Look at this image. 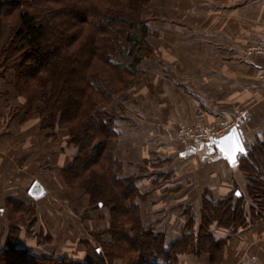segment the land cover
I'll list each match as a JSON object with an SVG mask.
<instances>
[{
	"label": "crops",
	"instance_id": "obj_1",
	"mask_svg": "<svg viewBox=\"0 0 264 264\" xmlns=\"http://www.w3.org/2000/svg\"><path fill=\"white\" fill-rule=\"evenodd\" d=\"M170 1L165 0L169 6ZM176 8L181 14L176 18L155 19L153 54L142 61L141 84L126 91V108L133 104L127 123L117 124L115 157L124 176L136 177L143 224L164 238L166 251L177 248L170 258L149 264H264V209L257 211L247 195L254 178L241 169L242 157L231 164L214 141L171 139L180 124L215 129L227 124L237 127L245 156L264 143L258 79L264 57L245 59L248 45L264 35V0H180ZM12 83V73L0 69V213H7L8 200L33 198L27 188L37 180L44 195L33 198L35 223L50 238L44 245L20 242L21 236L18 244L42 256L95 261L93 249L110 238V212L59 191L66 188L61 169L76 148L65 131L42 129L39 115ZM232 193L234 204L242 201L243 220L237 226L205 222L204 215ZM185 245L187 252L178 250ZM100 262L94 264H135L124 258Z\"/></svg>",
	"mask_w": 264,
	"mask_h": 264
},
{
	"label": "trees",
	"instance_id": "obj_2",
	"mask_svg": "<svg viewBox=\"0 0 264 264\" xmlns=\"http://www.w3.org/2000/svg\"><path fill=\"white\" fill-rule=\"evenodd\" d=\"M151 1L0 0V45L4 21L17 17L8 42L0 47V68L13 70V87L26 96L42 129L61 126L68 131L76 154L62 177L86 190L93 205L110 212V238L102 241L105 257L135 264L170 258L177 248L172 245L166 251L164 238L144 226L139 212L143 195L135 178L122 175V164L114 156L119 136L115 116L98 106L128 90L142 61L151 56L150 29L143 16ZM240 167L253 178L264 174V143L254 145L241 158ZM228 201L210 209L204 221L237 226L243 220L240 201L233 210ZM6 208L19 218L33 210L20 200L6 201ZM16 224L10 227L0 264H94L73 263L68 256H42L21 247ZM178 250L187 252L188 247Z\"/></svg>",
	"mask_w": 264,
	"mask_h": 264
},
{
	"label": "rangeland",
	"instance_id": "obj_3",
	"mask_svg": "<svg viewBox=\"0 0 264 264\" xmlns=\"http://www.w3.org/2000/svg\"><path fill=\"white\" fill-rule=\"evenodd\" d=\"M160 1L161 0H157V3H155L156 0H152L149 3V5L145 8V10H144L143 16L147 19V23H148L147 25H148L149 29L152 30V31H153L152 26H153V24L156 23V20H155L156 18L161 16V18H164V19H171V18H176L178 15H181L180 12L177 11V8H176V1L179 2L180 0H172V2L170 1L171 3H169V4H172L171 6H169L167 4V2H165V0H162V2H161L162 8L160 10H158V11H155L154 9L159 6ZM187 1L189 2V0H187ZM146 10H147V13H146ZM16 22H17V17L15 15L13 17H9V19L4 21V23H3L4 25L1 28L2 29V31H1L2 39H1L0 47L4 46L6 44V42H8L9 35L11 34L10 33V26H14V24ZM152 31L150 32V37L148 38L149 44H150V42H152V35H151ZM153 32H154V36L158 37V33H156V31H153ZM155 39L156 38L154 37L153 38V42L155 41ZM152 49H153V47H152ZM152 54H153V52H152ZM145 59H148V57L145 58ZM0 69L1 70H3V69L5 70L6 68L3 67V68H0ZM142 70H143V68H142V63H141L140 67H139V71L140 72L137 75L136 79L133 80V85L131 87H129L128 90H130L132 87H134V88L136 86L138 87L141 84L142 76L144 75V72ZM6 72L7 73L11 72L12 73V81H15L13 70L8 68V69H6ZM168 75H170V73ZM43 76H46V74H43ZM128 90H126V91H128ZM126 91H124V93L122 92L117 97H115L113 102H109V103H106V104L102 103V104H100L98 106V109H100L102 111L113 112V114L115 116V123L119 124L120 126L121 125H125L127 123V122H125L126 118L128 117V115L131 112V110L128 109V108H131V109L133 108L132 107L133 104L130 101L127 104L128 108H126V100H127V98H126V93L127 92ZM20 96L24 97V100H26V105H28L26 96H22V95H20ZM37 102H38L39 105L42 103L41 100L37 101ZM181 126H185L186 127V124H180L178 126V128L181 127ZM57 128L60 129V130L65 131L67 133V135L69 134L68 131L65 128H63L61 126H57L55 129H57ZM178 128L176 130H174L173 134L171 135V139L174 142H176V143H184L185 142L186 143V142L193 141V140H178L177 137H176V132H177ZM116 129H117V132H118V135H119L120 133H119L118 125H117ZM119 137H120V135L118 136L117 146H118V142H119ZM68 139H69V136H68ZM203 142H207V141H203ZM68 144H70V143L68 142ZM70 145H72V144H70ZM117 146H116V148H117ZM115 151H116V149H115ZM115 151H114V156H115ZM74 157H75V155H74ZM72 160H71V162H72ZM65 168H63V169H65ZM63 169H61V172H62ZM121 173H122V171H121ZM130 177L135 178V185H136V187H137V189L139 191V188H138V186L136 184V177L135 176H130ZM61 179H62V182L64 183V186L66 187V188H64V187H62V188L60 187L59 188V191H61V193L68 194V195H70V197L72 196V194H75L76 197H79V198L80 197H85V198H87L88 204H89L88 207H90V208L94 207V208H98V209H105V210L107 209V208H104V207L99 206V205H93L91 203V201H90L89 194L86 193V190L80 188L79 185H69V184H67L66 181L62 177V173H61ZM36 181L37 180H35V181L33 180L31 183H29V186H28L27 189H30L31 185L34 182H36ZM250 183H251V187H248L247 195H248L249 199L252 202L253 201L255 202L257 211L258 210H263L264 209V177L262 178L261 176L258 175L256 178L254 177V179L250 180ZM49 193H51L52 196H54V198H56L55 197L56 194L53 193V190H50ZM234 193H232L230 195V197L226 198V199H230V201H232V203L234 202L233 201V198L235 196ZM26 198L27 197L25 195L24 199L20 200V201L24 202L26 205L31 206L32 207L31 209H33V210H32V212L31 211L30 212H25V214L23 215L22 218L14 217L13 215L10 214V211L7 208H5V210H7V213H2V212L0 213V252L3 250L4 245L6 244V240L8 239L7 237L9 236V233H10V227L15 222L17 223L16 225H18L20 227V234L17 237V241L22 236L20 238L21 239L20 242L28 243L32 239V240H34L37 243L40 242V243H44V245H45V243L50 238V235H47V238H46L45 237V232L42 231L41 229H37V227H36V223H35L36 221L35 220H37V218L35 217V215H36V211L35 210L37 209V206H36L37 202L36 201L38 199L31 198V199H29L27 201ZM80 200H84V199L80 198ZM230 201H228L227 206H228V208L230 210H233V209H235V206H236V204L239 201H236V198H235V201H236L235 204L234 203L233 204L230 203ZM141 202H142V200H141ZM241 202H240V204H237V207L240 210L243 211V204ZM229 204H231V205H229ZM3 209L4 208L1 206L0 210H3ZM251 213L254 214V210L251 211ZM14 232L16 233V231H14ZM97 246H98V248H101L100 252L98 253V255L95 254V248H97ZM97 246L93 249L94 251H93V254H92L93 257H96V260L93 261L91 258H89V259L91 260V262L101 263L100 261L105 258V252L103 250V244L102 245L99 244ZM90 252H91V249H90ZM71 262H73V263H78V262L83 263V262H86V260H83V261L72 260Z\"/></svg>",
	"mask_w": 264,
	"mask_h": 264
},
{
	"label": "built area",
	"instance_id": "obj_4",
	"mask_svg": "<svg viewBox=\"0 0 264 264\" xmlns=\"http://www.w3.org/2000/svg\"><path fill=\"white\" fill-rule=\"evenodd\" d=\"M256 56L264 57V35L257 39H254L245 50V59H252ZM258 79L260 81V89L264 91V67L258 69ZM235 125H231L233 127ZM231 127L227 124H221L222 129H215L208 126L195 125L181 126L176 132L178 140H201V141H216L229 131ZM226 134V133H225ZM241 156H238L240 158Z\"/></svg>",
	"mask_w": 264,
	"mask_h": 264
},
{
	"label": "water",
	"instance_id": "obj_5",
	"mask_svg": "<svg viewBox=\"0 0 264 264\" xmlns=\"http://www.w3.org/2000/svg\"><path fill=\"white\" fill-rule=\"evenodd\" d=\"M214 143L215 148L231 164L237 162L238 156L243 157L246 154V148L236 126L231 127L226 134L214 141ZM29 195L33 198L41 197L44 195L43 186L37 181L34 182L29 189Z\"/></svg>",
	"mask_w": 264,
	"mask_h": 264
},
{
	"label": "snow or ice",
	"instance_id": "obj_6",
	"mask_svg": "<svg viewBox=\"0 0 264 264\" xmlns=\"http://www.w3.org/2000/svg\"><path fill=\"white\" fill-rule=\"evenodd\" d=\"M241 151H242V149H241Z\"/></svg>",
	"mask_w": 264,
	"mask_h": 264
}]
</instances>
